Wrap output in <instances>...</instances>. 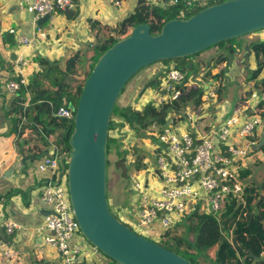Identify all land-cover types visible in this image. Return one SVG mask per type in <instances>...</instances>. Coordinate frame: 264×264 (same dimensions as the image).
I'll list each match as a JSON object with an SVG mask.
<instances>
[{"label": "built area", "instance_id": "2783aa9c", "mask_svg": "<svg viewBox=\"0 0 264 264\" xmlns=\"http://www.w3.org/2000/svg\"><path fill=\"white\" fill-rule=\"evenodd\" d=\"M108 1L115 7H120L124 0ZM222 1L224 0H148L147 3L173 10L177 14L176 18L185 19L194 14L190 13L197 8L202 9ZM16 2L21 8L25 6L33 11L36 21L47 13L65 11L73 4L72 0ZM9 32L14 33V29ZM36 34L44 35L40 25L36 26ZM16 42L22 48L16 52V58L12 62V76L5 83L7 92L13 96L21 85L27 84L30 71L25 69L28 60L24 48L31 43V38L19 37ZM161 68L157 82L149 84L145 105L159 107L170 104L183 92L188 79L186 72L175 65ZM186 84L189 86V83ZM199 85L203 89L199 106L204 109L210 106V101H216L215 89L218 84L216 80H211L203 81ZM262 100L264 93L252 91L243 104L233 108L223 121L211 125L208 131L198 128V106L194 103L189 104L181 113L169 110L167 118L162 116L166 122L157 121L158 119L151 122L148 132L159 142L151 149L154 160L151 175L155 180L139 178L137 173L130 175L136 191L131 198L134 210L133 226L137 234L141 235L144 228L158 222V237L170 239L177 224L194 210L211 214L220 223V216L228 205L232 202L237 205L244 204L246 185L241 176L243 160L248 156V148L257 143L250 141L248 147H241L238 142L253 137L262 124V115L255 111V107ZM74 113V106L63 99L55 111V116L69 122ZM179 115L182 119H179ZM51 154L43 157V165L51 171L52 176L45 181L40 192V200L49 209L39 230L45 232L42 233V241L56 252L57 259L46 264H88L85 262L86 247L81 242L85 239L70 204L67 165L62 161L63 155L56 149ZM4 226L8 234H13L19 228L14 221H7ZM89 246L92 250V245ZM2 255L9 261L16 258L15 251L6 244Z\"/></svg>", "mask_w": 264, "mask_h": 264}, {"label": "water", "instance_id": "95a60500", "mask_svg": "<svg viewBox=\"0 0 264 264\" xmlns=\"http://www.w3.org/2000/svg\"><path fill=\"white\" fill-rule=\"evenodd\" d=\"M49 18L47 13L37 19V24ZM263 29L264 0H224L185 19L166 21L155 35L150 33L147 24H137L129 35L98 57L77 100L66 175L70 204L82 236L116 264H193L137 234L109 209L106 193L108 127L122 89L136 73L151 64L192 56L222 41ZM161 72L160 67L155 76ZM263 145L264 133L253 147ZM118 164L126 176L127 169L121 161ZM14 167L16 164L9 171ZM255 260H264V252Z\"/></svg>", "mask_w": 264, "mask_h": 264}, {"label": "trees", "instance_id": "16d2710c", "mask_svg": "<svg viewBox=\"0 0 264 264\" xmlns=\"http://www.w3.org/2000/svg\"><path fill=\"white\" fill-rule=\"evenodd\" d=\"M219 3V2H218ZM197 8L194 12L199 11ZM177 14L170 9H162L156 5H150L144 0H140L134 11L124 17L115 27L101 23L95 19L88 20L89 30L94 33L95 42L89 49L92 50V62L88 69L83 66L84 54L80 51L69 56L65 61L52 60L45 56H35L32 58L37 64V68L28 78L26 85H21L13 96V99L6 111L11 116L12 132L38 123L46 124L51 128L60 127L55 134V147L62 156L65 165L68 162V152L70 151L69 137L73 130V119L66 121L55 116V111L66 99L68 103L76 108L77 100L86 77L90 74L93 65L100 54L107 50L113 43L129 35L137 24L144 23L150 28L152 35L158 34L162 25ZM43 24H41L42 26ZM238 38L229 39L215 44V47H223L229 53L238 52L241 44ZM248 52L253 56L256 67L251 71L250 78L254 82L253 86L260 93H264V79H258L264 67V41H254L248 44ZM187 56L178 59L164 60L160 62H175V67L189 73L197 70V66L192 62L194 56ZM191 57V58H190ZM226 56L220 54L216 60L211 61L207 70L203 74L204 81L222 80V70L216 71L218 66L225 61ZM63 62V63H62ZM67 79L64 81L65 77ZM157 78L151 83H156ZM74 89V91H72ZM217 97H221L222 87L216 86ZM202 86L199 84H184L181 96L170 104L155 107L147 104L142 110L136 112L138 122L144 127V120L161 121L163 115L169 110L181 113L189 104L194 103L199 106L202 102ZM28 99L25 104V99ZM120 108L115 104L111 115L119 113ZM256 113L264 117V101L256 106ZM179 119L182 117L179 115ZM112 125V118L109 121L108 131ZM48 130L47 133L54 130ZM114 142L108 134L107 150ZM134 152V162L136 169L146 167L142 161L144 156ZM264 173V166H263ZM115 216V215H114ZM221 221L211 214L200 213L197 210L186 215L177 224L183 227V233L176 234L172 231L171 238H160L154 242L166 249L172 250L183 256L193 264H264V260H255L264 252V176L259 184L248 182L245 186L244 204L232 202L224 213L220 216ZM222 223V224H221ZM132 229V228H131ZM187 234L193 236L188 239ZM163 237V236H162Z\"/></svg>", "mask_w": 264, "mask_h": 264}, {"label": "crops", "instance_id": "0c3cea01", "mask_svg": "<svg viewBox=\"0 0 264 264\" xmlns=\"http://www.w3.org/2000/svg\"><path fill=\"white\" fill-rule=\"evenodd\" d=\"M139 1L124 0L120 7H115L108 0H72L73 4L69 9L50 14V18L43 22L42 26L40 25L44 35L38 36L36 34L38 24L33 11L25 6L21 8L16 0H0V264H46L50 260L57 259L56 252L42 241L45 232L39 230L45 211L49 209L40 200V192L42 185L52 176L51 171L43 165V157L46 154L52 155L51 153L56 149L55 134L62 128L53 129L37 122L36 128L32 127L35 125L32 123L17 132L11 131V116H8L6 111L13 95L7 92L5 83L12 76V62L16 58V52L22 48L17 45V38H31V43L24 48L28 60L25 69L30 70L27 75L29 78L37 68L36 62L32 60L35 56L41 55L52 60L65 61L77 51L83 54L90 52L93 55L89 46L94 44L95 37L89 30L88 20L95 19L115 27L134 11ZM10 29H14V33H10ZM246 55L248 56L249 52ZM250 59L255 62L253 56H250ZM224 66L225 64L220 69ZM225 71L223 70V74ZM258 79H264V67ZM254 90L256 89L252 91ZM27 102L26 98L25 104ZM233 108L223 109L222 113L218 112L215 121L201 129L208 131L211 125L223 121ZM51 129L54 131L47 133ZM263 133L264 117L255 135L241 140L238 144L241 147H248L250 141L258 143ZM248 149L250 150L243 160L244 167L241 170L245 185L248 183L247 178L250 177L249 172L252 173V166L256 163L264 166V145L260 148ZM14 164L16 167L10 172L9 168ZM7 221H14L19 225L13 234L5 231L4 224ZM154 226H157V230L152 236L157 237L160 234V226L155 222L150 227ZM81 242L86 247V263L109 264L105 262L106 258L92 252L88 242L85 240ZM5 244L16 253V258L12 261L6 260L2 255Z\"/></svg>", "mask_w": 264, "mask_h": 264}, {"label": "rangeland", "instance_id": "374dc122", "mask_svg": "<svg viewBox=\"0 0 264 264\" xmlns=\"http://www.w3.org/2000/svg\"><path fill=\"white\" fill-rule=\"evenodd\" d=\"M237 40H239L241 44V48L238 52L229 53L223 47L212 46L200 52L192 59V62L197 66V70L189 73L186 81L189 85H194L195 83L202 84L204 81L203 74L211 61L216 60L221 53L226 56L225 61L221 63L216 70L219 71L225 64L221 69L222 72L226 70L224 74L222 73V80H216L217 84H220L222 87L221 97H217L215 102L210 101V106L207 108L202 109L200 106L197 107V114L199 115L197 118V125L200 129L208 127L209 123H213L217 118L218 112L222 113L223 109L233 108L234 106L243 104V102L249 98L251 91L255 89L250 74L256 67V62L253 63V59L251 60L250 57L247 55L245 56V54L248 52V44L250 42L264 41V29L240 36ZM91 56L92 54H90V52L84 53L82 63L85 69H88L92 62ZM174 64V61L170 63L156 62L136 73L124 86L116 100L115 104L120 108L119 113L111 115L112 125L108 134L113 138L114 142L110 145L106 155V193L108 205L111 213L135 232L137 230L134 229L133 226L132 215L134 210L132 207L131 195L136 191L134 190L130 175L137 173V177L139 178L148 177L150 181L155 180L153 175H151L153 159L150 151L154 145L159 144L148 132V127H150L153 121L144 120L143 123H145V126L143 127L141 123L138 122L136 112L142 110L146 106L144 102L146 98H148L149 84H152L151 81L158 77L159 74L155 76L158 69L161 66H170ZM198 77H200V79ZM164 117L167 118L168 113H165ZM164 117L162 121L166 122ZM132 150L144 156L142 163L146 167L140 170L136 169L134 162L135 155ZM120 161L127 169L126 176L123 175L122 168L120 164H118ZM262 168L263 164H254L251 169L252 173L251 171L249 172L250 177L247 178V182L259 184L264 176ZM156 230L157 226L153 228L148 227L144 228L140 234L147 239L158 242L160 237L152 236V233ZM183 230V227L180 226L173 231L176 234L180 232L182 234ZM187 238L190 240L193 239V236L187 234ZM92 252H95L99 257L106 258L104 259L105 262L116 264L94 247Z\"/></svg>", "mask_w": 264, "mask_h": 264}]
</instances>
